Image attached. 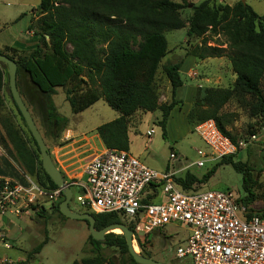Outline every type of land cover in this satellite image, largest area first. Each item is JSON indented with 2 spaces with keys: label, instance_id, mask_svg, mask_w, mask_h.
Instances as JSON below:
<instances>
[{
  "label": "trees",
  "instance_id": "trees-1",
  "mask_svg": "<svg viewBox=\"0 0 264 264\" xmlns=\"http://www.w3.org/2000/svg\"><path fill=\"white\" fill-rule=\"evenodd\" d=\"M213 1L205 0L198 6H192L190 18L184 21L182 11L190 7L188 0H62L59 3L41 0L38 9H34L42 17L38 20L39 28L33 37L17 41L14 48L6 47L0 53L17 63V79L26 76L32 83L36 96L42 102L40 105L46 121L54 129L52 134L57 139H61L69 123L58 113L53 101L56 90L61 88L65 90L66 100L74 115L86 111L100 99L117 111L120 116L99 126L97 134L106 148L129 152V125L139 111L161 112L158 125L163 139L168 141L167 124L171 112L183 105V97L179 95H182L185 81L180 63L164 67L163 77L171 85V101L161 104L157 75L162 60L168 54L166 33L187 28V37L203 41L202 47L187 49V56L198 60L227 56L236 75L231 89L214 86L199 88L188 121L194 120L200 124L214 120L218 129L237 144L236 138L227 130L232 121L222 111L234 95L239 94L253 97L258 112L264 116L261 88L264 79V16L258 15L242 1L233 6L213 5ZM208 33L223 35L228 46H209L206 40ZM139 39L141 42L134 49L133 45ZM98 41L107 45L103 55L97 48ZM69 46L72 51L68 50ZM7 76L8 72L0 66V108L4 104L2 90ZM96 87L100 88V92ZM3 128L15 157L26 173L42 178L41 182L34 179L46 189L56 190L57 186L42 167L41 156L28 146L19 129L10 121H5ZM0 142L6 145L4 137L0 136ZM234 158L235 155L224 158L202 177L187 171L183 176H176L175 181L186 191H198L220 167L231 165L243 176V190L248 195L239 202L245 207L247 216L263 213L250 208L255 200L251 190L254 183L252 169L241 161H234ZM7 174L0 166V175ZM62 201L63 195L53 208L63 217L60 213ZM91 215L95 217L97 230L123 222L114 213ZM89 242L98 256L72 264H114L102 256L103 246L129 254L122 235L110 233L103 243L89 236ZM47 243L46 239L35 247L28 258L40 254ZM139 246L144 249L143 244L139 243ZM142 255H145L143 250ZM145 257L149 258L147 255ZM130 260L136 264L131 256Z\"/></svg>",
  "mask_w": 264,
  "mask_h": 264
},
{
  "label": "rangeland",
  "instance_id": "rangeland-1",
  "mask_svg": "<svg viewBox=\"0 0 264 264\" xmlns=\"http://www.w3.org/2000/svg\"><path fill=\"white\" fill-rule=\"evenodd\" d=\"M56 3L62 0H53ZM205 0H188L190 5L182 11V18L188 21L191 16V7L198 6ZM240 0H214L213 5H235ZM246 4L250 5L253 10L260 16H264V0H245ZM41 0H0V33L2 39L7 44H13L16 41L24 40L27 35L34 9L38 8ZM39 21L33 24V31L38 30ZM29 36V35H28ZM168 40V54L162 61V66L174 64L177 58L184 55V50L192 47H202V39L195 37H187V28L166 33ZM209 46L223 45L228 46L227 39L223 35H215L208 33L206 36ZM141 40L133 45L137 49ZM97 48L103 55V50L107 45L103 42L96 43ZM69 51L72 48L68 47ZM212 59V60H211ZM204 60L202 70L198 72L202 77L205 85L218 86L224 89L233 88L236 75L234 74L230 61L227 56L222 58H211ZM1 67L8 72L7 66L0 64ZM198 74H194L198 76ZM162 72L158 74L157 84H162ZM182 77L186 81V85H194L195 83L188 77V73L183 72ZM207 79V80H206ZM17 86L25 104L31 112L34 121L48 146L51 155H54L59 167H64L62 170L67 171L70 176L80 177L82 175L83 162L76 157L73 151L69 161V167L63 165L60 161V155L68 144H63L62 140L57 139L54 130L46 121V115L42 111L40 97L36 96L35 89L30 80L23 76L17 79ZM262 92L264 95V79L261 83ZM100 92V88L96 87ZM167 92V91H166ZM162 92V94H166ZM4 100L3 106L0 108V136L6 139V145L0 142V166L10 173L11 176L17 177V180L23 182L21 175L29 176L22 163L15 157L13 147L6 138L3 124L5 121L12 122L21 132L28 146L40 153L34 143V140L25 124L19 115L11 95L9 78L6 77L5 86L2 90ZM36 96V97H35ZM182 95L180 94L179 97ZM32 98V104L30 99ZM54 104L58 113L69 120L68 128L73 131L83 132L87 135H92L96 129L108 122L116 120L120 115L112 109L104 99H100L95 105L88 110L74 115L71 112V107L66 100L65 90L57 89L56 95L53 97ZM171 101V97L167 102ZM163 103V102H161ZM186 107H177L173 111L171 118L167 124L168 141L162 137V130L158 125L161 120V112L143 113L140 114L141 121L137 131H131V151L133 156L142 152L138 158L150 169L166 172H176L179 168L191 166L198 161L199 156L197 150L208 151L207 146L196 133V127L199 122L192 120L188 121ZM181 109V110H179ZM222 113L226 114L232 121L227 130L236 138L238 144V152L235 154L234 161H241L252 169L254 183L252 192L255 200L250 204L253 211H264V116L257 110L256 100L251 96H242L235 94L234 97L226 104ZM188 121V122H187ZM64 134V133H63ZM63 134L61 136L63 138ZM71 136V134H70ZM73 145L71 144L69 146ZM95 151L99 150L95 147ZM174 154L176 159H171ZM68 157V156H66ZM41 160V157H40ZM215 164L206 163L203 168L192 167L188 171L196 174L198 177L205 175ZM68 167V168H67ZM187 173L182 172L179 176ZM66 176V175H65ZM37 178L41 182L42 178L37 176H29ZM243 176L238 173L231 165H224L218 169L216 174L211 178L207 185H204L200 192L210 190H218L223 192H231L239 199H244L248 194L243 190ZM35 180V179H34ZM78 194L75 191L74 200L70 203V208L78 213H86L77 203ZM57 203V202H55ZM47 205L36 204L31 206L29 210L24 211L21 215L7 214L0 222V234L6 242L13 248L5 251L11 260L12 264H72L75 261H82L86 258H94L98 256L89 242V229L85 221L70 220L59 215L55 208ZM122 223H125L124 221ZM167 233L155 235L144 243V249L136 246V252L142 255V250L149 258L162 262L164 264H193L191 258L177 259L176 251L181 245L185 246L187 232L182 228L168 227ZM115 235H122L121 231L111 232ZM47 239L40 254H35L31 259L28 258L29 253L38 245ZM102 256L112 261L114 264H133L129 254H122L117 248L102 247ZM143 255V256H145ZM148 258V257H147Z\"/></svg>",
  "mask_w": 264,
  "mask_h": 264
},
{
  "label": "built area",
  "instance_id": "built-area-1",
  "mask_svg": "<svg viewBox=\"0 0 264 264\" xmlns=\"http://www.w3.org/2000/svg\"><path fill=\"white\" fill-rule=\"evenodd\" d=\"M196 133L208 151L197 150L198 161L184 171L216 164L238 152V144L225 136L214 120L200 123ZM72 140L69 135L65 142ZM171 159L176 156L172 154ZM53 161L73 191L72 200L76 191L77 203L86 212L117 214L133 232L134 247L167 233L172 226L187 232L186 245L176 251L179 260L189 257L193 264H264V212L248 217L231 192L186 191L176 183L175 172L150 169L130 152L106 147L94 152L80 177L68 179L70 174L59 167L55 157ZM21 177L23 182L0 176V222L7 214L19 216L36 204L52 206L63 195L59 188L51 191L29 176ZM12 248L0 234V264H12L5 255Z\"/></svg>",
  "mask_w": 264,
  "mask_h": 264
},
{
  "label": "water",
  "instance_id": "water-1",
  "mask_svg": "<svg viewBox=\"0 0 264 264\" xmlns=\"http://www.w3.org/2000/svg\"><path fill=\"white\" fill-rule=\"evenodd\" d=\"M241 1L242 3L246 4L245 0ZM0 64H4L8 68L9 86L13 101L17 106L18 111L20 112L32 138L37 144L42 160V167L45 173L57 186V188L61 189L62 191L64 201H62L60 204V213L67 219L87 222L90 236L95 241L100 243H103L105 241L106 235L110 234L115 230H120L122 236H124L126 240L128 252L136 264H164L162 262L155 261L151 258H147L137 253L133 245V232L129 229L128 226L124 225L123 223L112 224L102 230H97L95 228L96 220L93 215H91L90 213H78L70 208V203L73 197V191L69 186H67L61 171L54 163L51 152L48 146L46 145L31 112L29 111L22 96L20 95L17 86V63L6 55L0 53Z\"/></svg>",
  "mask_w": 264,
  "mask_h": 264
},
{
  "label": "crops",
  "instance_id": "crops-1",
  "mask_svg": "<svg viewBox=\"0 0 264 264\" xmlns=\"http://www.w3.org/2000/svg\"><path fill=\"white\" fill-rule=\"evenodd\" d=\"M36 9H38V8H36ZM41 17L42 16L39 15V12L37 10L34 11L31 26H30L28 32L26 33L27 37L24 40H19V41H26V40H29L33 37V35L35 33V31H33V24L37 23V21ZM1 37H2V35L0 33V50L4 51V49L6 47L14 48V45L17 41L14 42L13 44H7ZM184 53H185L184 55H182L180 58H177L175 60L174 64L180 63L181 64V70H180L181 74L183 72L188 73V77L192 80L193 83H195L194 85H186V81H185V87L182 90V97H183V101H184L183 107H186L185 110H186V114L188 116V114L192 110V108H193V106L197 100V94H198L199 88L213 87V86L210 85L211 83L208 86L205 85V83H209L208 80L206 79L207 80L206 82L203 81L202 77L199 76V74H198V72H200L202 70L203 64H205L206 61L204 62V60H198L197 58L190 56V55L187 56L186 50H184ZM174 64H168L166 66H162V62H161L159 72H162V75H163L164 67H168V66L174 65ZM195 73L198 74V76L194 75ZM162 78H163L162 79L163 82L161 85H159V91H160L159 102L160 103L163 102L161 104H164V103H167V100H169V97H171V85L165 77H162ZM157 79H158V75H157ZM216 87H218V86H216ZM164 91L165 92L167 91L166 94H162V92H164ZM56 92H57V90H56ZM176 109L177 108H175L174 110H176ZM179 110H181V109H179ZM173 111L171 112V115H172ZM143 113L144 112H142V111L137 112L132 117L131 123L129 125V130H128V135H129V139H130V151L129 152L131 154H132V151H131V133L132 132L131 131H134V132L137 131L138 125L141 121L140 114H143ZM171 115H170V118H171ZM170 118H169V120H170ZM70 129L68 128L64 132V134H63L64 139L61 138L62 142H64L63 144H66V143L68 144L63 150H61L63 152L60 155L67 153V154H65V156L64 155L62 157L60 156L62 159L61 161H65V163L68 165L69 161H67L66 158L72 157L73 151H75L76 157H73V158L79 159L80 162L84 163V165H82V166H85L89 162L90 157H92V155L94 154L95 147L97 149H101L105 146H104L102 140L100 139L99 135L97 134V129L92 135H87L83 132L73 131ZM70 134H71V137L73 138V140L65 142V139H67V136H69ZM71 142L73 143V145L69 146L71 144ZM203 150H205V149H203ZM141 155H142V152L136 156H138V158H139ZM66 156H68V157H66ZM70 160L72 161L73 159L70 158ZM184 168H179L175 172L176 176H179V174H181L182 172H185ZM7 173H8L7 175H0V176L17 178V177L11 176L8 171H7ZM207 184H205V185H207Z\"/></svg>",
  "mask_w": 264,
  "mask_h": 264
},
{
  "label": "bare ground",
  "instance_id": "bare-ground-1",
  "mask_svg": "<svg viewBox=\"0 0 264 264\" xmlns=\"http://www.w3.org/2000/svg\"><path fill=\"white\" fill-rule=\"evenodd\" d=\"M115 231H119L120 232V230H115ZM136 248V247H135ZM136 250V249H135Z\"/></svg>",
  "mask_w": 264,
  "mask_h": 264
}]
</instances>
